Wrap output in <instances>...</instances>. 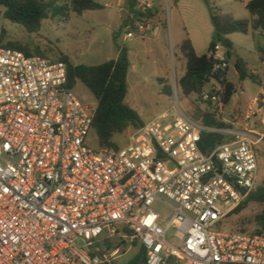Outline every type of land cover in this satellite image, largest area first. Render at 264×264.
<instances>
[{"label":"built area","instance_id":"built-area-1","mask_svg":"<svg viewBox=\"0 0 264 264\" xmlns=\"http://www.w3.org/2000/svg\"><path fill=\"white\" fill-rule=\"evenodd\" d=\"M145 20L132 17L126 39H144ZM208 56L197 99L211 114L230 65L221 43ZM96 108L69 86L65 62L0 46V264H114L128 238L146 250L142 264H264V234L222 229L261 182L264 83L228 128L181 110L119 150L91 145ZM204 132L232 139L205 154Z\"/></svg>","mask_w":264,"mask_h":264},{"label":"rangeland","instance_id":"rangeland-1","mask_svg":"<svg viewBox=\"0 0 264 264\" xmlns=\"http://www.w3.org/2000/svg\"><path fill=\"white\" fill-rule=\"evenodd\" d=\"M54 1L59 6L71 7V0ZM142 1L153 4L154 8L150 11L155 15L145 20L148 32L144 39H126L123 27L128 14L126 1L119 7L114 0H107L105 4L102 3V10L85 11L82 15L70 11L68 17H50L42 22L39 31L33 33L23 25L6 19L5 9L0 7V45L14 43L28 47L32 53L39 49L52 61L67 57L74 65L88 66L117 59L119 49L126 46L131 61L127 103L135 109L139 118L148 125L163 114L183 110L198 121L204 113L203 105L197 95L185 97L179 88V80L186 72L181 44L188 38L198 55L208 53L214 33L211 8L215 7L220 13L231 15L236 20L251 22L252 16L246 9V4L251 0ZM228 40L234 47L233 55L228 59L229 80L235 84L237 92L222 111L227 123L241 119L252 99L262 89L260 84L251 79L244 82L239 80L235 69L237 58L246 67L250 66V72L257 71L255 75L264 81V67L256 51L257 43L262 40L261 34H232ZM74 92L83 103L96 105V99L81 82L77 83ZM133 132L134 129H129L117 136L116 142L120 146L126 145ZM91 145L97 147L95 137H92ZM261 155L264 168V150ZM260 185L264 186V174ZM156 209L166 212L162 207ZM262 210L263 206L251 203L240 213L230 214L224 224L225 232L252 233L256 230L254 217ZM115 242L119 244L121 241L117 239ZM121 250L114 264H133L142 246L138 241L128 238Z\"/></svg>","mask_w":264,"mask_h":264},{"label":"trees","instance_id":"trees-1","mask_svg":"<svg viewBox=\"0 0 264 264\" xmlns=\"http://www.w3.org/2000/svg\"><path fill=\"white\" fill-rule=\"evenodd\" d=\"M128 14L123 27L134 17L135 20L142 21L155 16L151 11L142 13L138 9V0H125ZM0 7L5 9L4 16L11 22L23 25L29 32H37L42 26V22L50 17H68L70 11L82 15L85 11L102 10L103 5L95 0H71V7L59 6L56 1L46 0H0ZM246 9L252 16L251 22L246 20H236L231 15H224L211 8V24L214 29L213 38L209 47L212 50L218 43L228 41L229 49L226 50L228 58L233 55V44L227 39L232 34L260 33L263 42L256 45V51L260 61L264 64V0H251L246 4ZM5 48L20 50L26 54L44 56L39 49L34 53L26 46L8 43L0 45ZM181 53L186 60V72L179 80V88L185 97L200 94L211 81V71L213 60L208 53L198 55L190 39H185L180 47ZM68 66L69 86L75 88L81 82L92 93L96 99V113L93 120L91 137L97 139L98 147H108L119 150L120 146L116 142V137L124 134L129 129L137 130L146 126L139 118L135 109L127 103L129 94L128 74L131 68L129 49L123 46L119 49L118 58L107 61L100 65H74L67 57H62ZM235 69L239 75V80L244 82L251 79L253 82L263 84L259 76L253 74L237 58ZM236 86L227 80V88L221 102L216 108L215 113H202L198 122L205 126L224 129L231 124L224 121L222 111L236 94ZM133 135V134H132ZM232 139L231 136L220 132H204L200 142V149L208 154L219 145ZM262 165V159H261ZM264 174V168L262 166ZM256 203L263 206V210L254 217L256 230L252 233L264 234V186H259L250 193L249 197L233 212L240 213L249 204ZM228 218V217H227ZM227 220V219H226ZM225 220V221H226ZM222 229L224 230V224ZM225 231V230H224ZM233 233V232H231ZM238 233H248L240 231ZM146 258V250L142 247L141 252L136 256L133 264H142Z\"/></svg>","mask_w":264,"mask_h":264},{"label":"crops","instance_id":"crops-1","mask_svg":"<svg viewBox=\"0 0 264 264\" xmlns=\"http://www.w3.org/2000/svg\"><path fill=\"white\" fill-rule=\"evenodd\" d=\"M95 1H96V0H95ZM97 1H98V3H100V4H102V3L105 4V3L107 2V0H97ZM97 1H96V2H97ZM114 1L117 3V5H118L119 7H121V6L124 4V2H125V0H114ZM103 4H102V5H103ZM107 5H108V4H106V6H107ZM119 10H120V9H119ZM119 12H120V11H119ZM120 16H121V15H120ZM257 33H258V32L254 33V35L257 34ZM258 34H260V33H258ZM261 37H262V36H261ZM228 38H229V36L227 37V39H228ZM262 42H263V38H262V40H261L260 42L257 43V45H258V44H262ZM193 46H194V45H193ZM194 48H195V46H194ZM196 53H197V52H196ZM258 57H259V55H258ZM259 59H260V58H259ZM261 63H262V62H261ZM262 65H263V67H264V64H263V63H262ZM247 68L250 70V66H247ZM252 72H253L254 74H257V71H254V70H253ZM227 77H228V81H230V80H229V70H228V73H227ZM261 80H262V79H261ZM230 82H231V81H230ZM263 82H264V81H263ZM232 83H233V82H232ZM260 85H261V87H262L263 84H260ZM239 96H240V95H239ZM245 112H246V111H245ZM245 112H244V113H245ZM224 121H226V120L224 119Z\"/></svg>","mask_w":264,"mask_h":264},{"label":"water","instance_id":"water-1","mask_svg":"<svg viewBox=\"0 0 264 264\" xmlns=\"http://www.w3.org/2000/svg\"><path fill=\"white\" fill-rule=\"evenodd\" d=\"M221 45H222V47H223L225 50H228V49H229V44H228V41H227V40L221 42ZM243 194H245V191H243Z\"/></svg>","mask_w":264,"mask_h":264}]
</instances>
